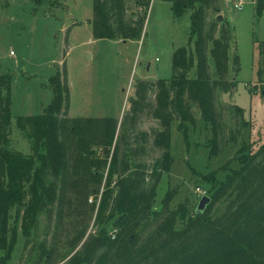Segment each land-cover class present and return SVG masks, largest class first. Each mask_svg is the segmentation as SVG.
I'll return each mask as SVG.
<instances>
[{
	"label": "trees",
	"instance_id": "trees-1",
	"mask_svg": "<svg viewBox=\"0 0 264 264\" xmlns=\"http://www.w3.org/2000/svg\"><path fill=\"white\" fill-rule=\"evenodd\" d=\"M46 1L35 0L37 4ZM151 1L135 0L141 13L134 21H128L127 0H94V17L90 21L94 38L140 41ZM189 10V46L175 53L174 75L170 80L158 81L156 105L148 112L162 126L154 134L153 145L163 152L155 162L149 186L145 170L139 167L133 171L127 154L121 152L125 139L118 136L117 118L68 116L67 70H57L50 78L54 98L42 114L17 117V126L30 142L32 155L13 150V75L0 74V264H9L18 241V228H12L10 223L13 210H23L20 228L29 248L44 205L57 204L60 222L67 207L84 217L89 198L102 187L106 169L97 232L87 235L84 219L75 221L69 244L76 249L74 254L64 258L56 239L45 241L38 252L36 248L31 250L38 253L33 264H60L63 259V264H264V145L257 150L251 146L242 148L237 158L239 167H227L225 180H217V172L209 175L211 203L204 212L192 215L185 204H180L161 225L151 219L159 182L174 163L173 123L179 120L180 130L187 137L188 124L196 122L192 110L198 109L213 134L211 153L218 155L222 122L216 106L217 94L227 93L235 86L234 81L227 79L234 38L230 24L217 18L209 21L210 15L221 11L218 0H174L172 11L176 17ZM256 13H264V0L258 1ZM259 51L264 56V41L259 43ZM209 54L217 78L211 74ZM194 69L195 78H190ZM150 86H138L133 115L146 108ZM236 109L243 114V109ZM137 118L127 117L123 125L130 120L136 122ZM96 148L102 149L101 156H97ZM175 197L174 190L168 192L166 206ZM220 203L225 207L215 214ZM179 220L182 225L177 226Z\"/></svg>",
	"mask_w": 264,
	"mask_h": 264
},
{
	"label": "rangeland",
	"instance_id": "rangeland-1",
	"mask_svg": "<svg viewBox=\"0 0 264 264\" xmlns=\"http://www.w3.org/2000/svg\"><path fill=\"white\" fill-rule=\"evenodd\" d=\"M240 1L218 0L221 11L209 18L213 22L222 15L223 21L229 22L234 37L227 79L234 81L235 86L227 93L217 94L216 100L222 122L219 154L211 153L213 134L198 109L192 110L196 122L188 124L187 137L180 130L181 122L173 123L174 163L171 171L162 175L151 212V219L158 226L180 204H185L192 215L196 214L202 197L211 193L209 175L217 172L216 179L225 180L229 173L227 167H239L237 158L242 148L251 146L257 150L264 145V56L259 51V43L264 41V13L261 16L256 13L259 0H242L244 5L238 9ZM173 2L152 0L141 40L125 41L94 38L90 24L94 17V0H48L42 4L35 0H0V74L13 75L12 149L32 155L30 142L17 126V117L42 114L54 98L50 78L57 70H67L68 116L117 118L118 136L125 139L122 154H127L133 171L139 167L145 170L146 184L151 185L155 162L163 155L153 145L154 134L162 126L148 112L156 105L158 81L173 77L175 53L189 46L192 31V10L176 17ZM126 8L128 21H134L141 13L135 0H127ZM212 47L210 44V50ZM209 64L211 74L217 78L210 54ZM195 75L194 69L189 76L195 78ZM142 83L151 86L147 91L146 108L139 111L138 116L133 115L132 104L138 98L137 89ZM141 94H144L142 90ZM236 107L243 109L242 115ZM127 117L138 118L136 122L130 120L123 125ZM95 150L97 156L102 155V149ZM104 175L102 187L89 198L84 217L67 207L60 222L57 204L44 205L29 248L20 228L23 210H13L10 223L12 228H18V241L9 264H33L38 253L31 250L36 248L38 252L42 243L54 239L60 245L62 256L69 259L76 251L69 245L74 237L75 221L84 219L88 224L87 235L97 232L98 210L108 169ZM173 190L176 197L166 206V194ZM224 207L223 203L218 204L215 214L221 213ZM180 225L179 220L177 226ZM107 227L111 229L110 225ZM63 260L60 264L65 262Z\"/></svg>",
	"mask_w": 264,
	"mask_h": 264
},
{
	"label": "water",
	"instance_id": "water-1",
	"mask_svg": "<svg viewBox=\"0 0 264 264\" xmlns=\"http://www.w3.org/2000/svg\"><path fill=\"white\" fill-rule=\"evenodd\" d=\"M218 21H223L224 17L222 15L217 17ZM211 203V198L208 196L202 197L197 212H204L207 206Z\"/></svg>",
	"mask_w": 264,
	"mask_h": 264
},
{
	"label": "built area",
	"instance_id": "built-area-1",
	"mask_svg": "<svg viewBox=\"0 0 264 264\" xmlns=\"http://www.w3.org/2000/svg\"><path fill=\"white\" fill-rule=\"evenodd\" d=\"M244 5V2L241 0L239 3H238V9H242L241 7Z\"/></svg>",
	"mask_w": 264,
	"mask_h": 264
}]
</instances>
